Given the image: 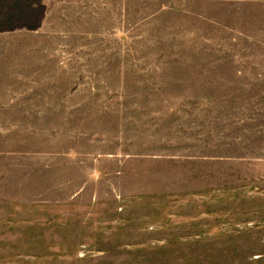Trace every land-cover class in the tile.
<instances>
[{"label":"rangeland","instance_id":"374dc122","mask_svg":"<svg viewBox=\"0 0 264 264\" xmlns=\"http://www.w3.org/2000/svg\"><path fill=\"white\" fill-rule=\"evenodd\" d=\"M0 264H264V0H0Z\"/></svg>","mask_w":264,"mask_h":264}]
</instances>
